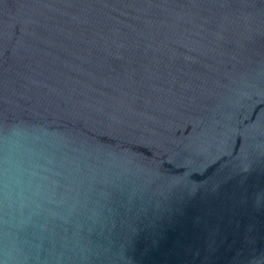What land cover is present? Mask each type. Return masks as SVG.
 <instances>
[{
	"label": "water",
	"instance_id": "water-1",
	"mask_svg": "<svg viewBox=\"0 0 264 264\" xmlns=\"http://www.w3.org/2000/svg\"><path fill=\"white\" fill-rule=\"evenodd\" d=\"M0 264H264V0H0Z\"/></svg>",
	"mask_w": 264,
	"mask_h": 264
}]
</instances>
